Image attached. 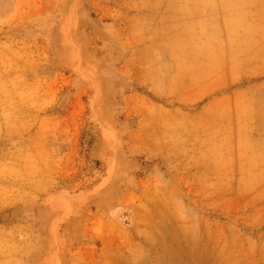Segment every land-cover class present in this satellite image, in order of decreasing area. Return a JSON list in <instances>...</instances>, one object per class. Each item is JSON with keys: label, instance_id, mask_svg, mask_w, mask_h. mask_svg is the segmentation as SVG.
<instances>
[{"label": "rangeland", "instance_id": "rangeland-1", "mask_svg": "<svg viewBox=\"0 0 264 264\" xmlns=\"http://www.w3.org/2000/svg\"><path fill=\"white\" fill-rule=\"evenodd\" d=\"M162 3L0 0V264H264L261 158Z\"/></svg>", "mask_w": 264, "mask_h": 264}, {"label": "crops", "instance_id": "crops-1", "mask_svg": "<svg viewBox=\"0 0 264 264\" xmlns=\"http://www.w3.org/2000/svg\"><path fill=\"white\" fill-rule=\"evenodd\" d=\"M228 4L242 7L234 14L222 7ZM162 5L173 6L167 7V18L162 12V21L178 25L175 36L204 38L207 95L235 118L218 131L235 133L237 143L251 136L264 180V0H163Z\"/></svg>", "mask_w": 264, "mask_h": 264}, {"label": "bare ground", "instance_id": "bare-ground-1", "mask_svg": "<svg viewBox=\"0 0 264 264\" xmlns=\"http://www.w3.org/2000/svg\"><path fill=\"white\" fill-rule=\"evenodd\" d=\"M146 210H147V209H146ZM141 214H142V213H141ZM140 216H141V215H140ZM145 216H146V215H145ZM143 221H144V220H143ZM115 229H116V228H115ZM116 232H117V231H116ZM112 237H113V236H112ZM118 237H119V236H118ZM128 238H129V237H127V239H128ZM120 239H121V238H120ZM120 239H119V241H121ZM122 242H123V241H122Z\"/></svg>", "mask_w": 264, "mask_h": 264}]
</instances>
